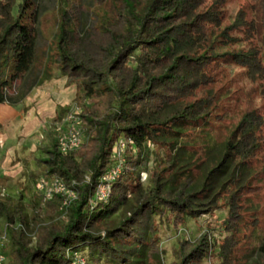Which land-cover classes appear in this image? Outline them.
<instances>
[{"label": "trees", "instance_id": "trees-1", "mask_svg": "<svg viewBox=\"0 0 264 264\" xmlns=\"http://www.w3.org/2000/svg\"><path fill=\"white\" fill-rule=\"evenodd\" d=\"M78 1L55 0L42 9L37 0H0V103L32 68L45 19L53 15L48 59L57 63L67 85L80 89L86 138L67 153L56 138L41 146L42 177H60L77 193L68 204L61 194L46 200L48 222L27 211L22 193L0 187L5 264H63L74 252L88 260L105 256L126 263L144 242L135 228L144 212L162 216L169 210L180 227L189 216L224 208L218 252L205 229L195 240L179 241L176 261L164 262L155 236L134 261L203 264L218 257V264H233L240 199L257 170L254 159L264 172V118L246 111L213 158L206 150L204 158L197 149L188 153L184 137L222 115L227 92L218 83L227 77L228 64L243 68L253 82L264 81V0H252L251 19L241 9L231 24H224L228 0H91L84 10L100 12L91 26H84ZM102 6H110L111 13ZM233 29L243 35L232 34ZM241 40L249 46L238 47ZM119 138L128 143L124 172L107 198H96ZM148 143L169 150L153 169L149 189L141 169Z\"/></svg>", "mask_w": 264, "mask_h": 264}, {"label": "rangeland", "instance_id": "rangeland-1", "mask_svg": "<svg viewBox=\"0 0 264 264\" xmlns=\"http://www.w3.org/2000/svg\"><path fill=\"white\" fill-rule=\"evenodd\" d=\"M43 9L51 8L55 0H37ZM82 6V19L84 26H91L99 21L98 14L84 10L85 6H91V0H79ZM252 0H228L225 6V23H233L241 9L247 12V18L254 14ZM93 7V6H92ZM103 9L112 11L110 6H102ZM96 10V9H95ZM55 21L53 15H49L44 22V34L40 38V48L36 53L32 68L22 79H18L9 90V100L0 109V187L12 194L20 192L29 213L37 212L42 222H48L45 216L46 199L37 189L38 180L44 176V171L39 158L45 155L41 146L49 144L56 133L52 126L70 111L80 109L78 96L80 89L75 84L67 85L66 76L58 69L57 63L48 59V49L52 48L53 27ZM232 34L241 37L243 33L237 29ZM249 46L241 40L237 46ZM49 46V47H48ZM245 46V47H246ZM48 48V49H47ZM227 77L221 79L218 87L226 89V99L221 103L220 114L217 119L197 126L195 131H190L184 137V141L190 144L187 152L198 150L202 158L206 150L207 156H217L221 142L229 129L237 124L248 110L254 111L264 118V81H251L243 68L234 63L226 66ZM1 105V104H0ZM9 117V118H7ZM7 119V120H5ZM4 123V124H2ZM264 139V124L261 127ZM86 142V138L84 143ZM169 150L148 143L143 150L142 182L149 189L152 185L151 173L158 161L167 156ZM263 154V153H262ZM261 156V155H260ZM126 158V154H125ZM114 159V158H113ZM257 170H254L249 188L240 199V219L234 231L237 245L233 254V264H262L264 262V172L261 171L260 159L253 160ZM44 201V202H43ZM226 217L224 209L202 213L196 218L187 217L186 222L180 227L173 224L170 211L166 210L162 216L144 212L135 224L138 233L144 242L138 244L136 251L129 254L126 263L120 260L116 263L112 259L101 256L97 259L90 256L89 264H140L134 260L139 259V250L147 249L150 238H158L163 249V260L171 263L177 260V248L179 241L184 238L195 240L203 230L209 229L210 239L216 242L214 253L219 251L222 232L219 223ZM2 227V228H1ZM5 227V226H4ZM0 219V230H4ZM30 232L35 225L32 222ZM140 246V247H139ZM142 252V250L140 251ZM218 257L206 259L203 264H218Z\"/></svg>", "mask_w": 264, "mask_h": 264}, {"label": "built area", "instance_id": "built-area-1", "mask_svg": "<svg viewBox=\"0 0 264 264\" xmlns=\"http://www.w3.org/2000/svg\"><path fill=\"white\" fill-rule=\"evenodd\" d=\"M80 112L81 109L70 111L52 126L56 133L58 148L63 153L75 151L84 143L85 124ZM127 145L124 138H119L114 146V163L103 174L97 187L96 198H107L110 195L112 183L124 172ZM37 189L46 200L51 199L54 194L63 195L65 197L64 204H68L77 197L76 191L57 176L41 177L37 182ZM6 241V232L0 231V264H5L7 261V255L4 252ZM87 261L84 253L74 252L63 264H89Z\"/></svg>", "mask_w": 264, "mask_h": 264}, {"label": "crops", "instance_id": "crops-1", "mask_svg": "<svg viewBox=\"0 0 264 264\" xmlns=\"http://www.w3.org/2000/svg\"><path fill=\"white\" fill-rule=\"evenodd\" d=\"M0 104H1L0 109H2V107H4L5 105H4V103H0ZM7 118H9V117H7ZM5 120H7V119H5ZM0 121L2 122V121H4V119L2 117H0ZM2 124H4V123H2Z\"/></svg>", "mask_w": 264, "mask_h": 264}]
</instances>
